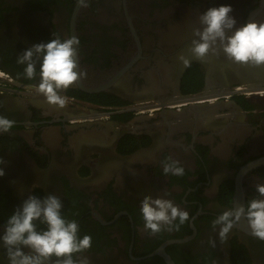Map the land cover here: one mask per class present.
Here are the masks:
<instances>
[{
	"label": "flooded vegetation",
	"instance_id": "1",
	"mask_svg": "<svg viewBox=\"0 0 264 264\" xmlns=\"http://www.w3.org/2000/svg\"><path fill=\"white\" fill-rule=\"evenodd\" d=\"M222 5L237 28L264 23V0H0V116L15 121L0 134V235L29 196L51 194L92 237L75 257L90 264H264L246 219L224 243L212 227L264 184V67L189 52L199 16ZM54 35L80 40L84 75L61 93L63 109L36 90L40 62L35 79L17 62ZM168 157L183 176L163 174ZM145 195L171 199L189 221L150 234Z\"/></svg>",
	"mask_w": 264,
	"mask_h": 264
},
{
	"label": "clouds",
	"instance_id": "2",
	"mask_svg": "<svg viewBox=\"0 0 264 264\" xmlns=\"http://www.w3.org/2000/svg\"><path fill=\"white\" fill-rule=\"evenodd\" d=\"M231 6L212 7L199 16V27L193 31L189 52L191 58L204 60L209 54L221 51L234 63L252 67H264V23L248 22L237 28L236 19L230 15ZM80 40L76 36L66 39L55 37L47 43L31 46L18 56L17 62L26 65L24 76L35 79L37 63L40 82L38 94L56 108L63 109L67 97L61 95L75 86L84 73L78 63ZM191 58L179 57L185 67L191 66ZM15 121L0 116V134L8 133ZM5 161L0 157V165ZM163 164V174L183 176L185 169L178 160L168 157ZM5 175L0 167V177ZM258 196L246 205L224 211L212 222L219 226V239L226 242L229 232L246 219L254 237L264 241V184L255 185ZM167 195V194H166ZM140 211L144 229L152 235L162 231L179 230L190 219L188 211L181 209L171 199L145 195ZM76 220L63 215V204L57 195L43 199L29 196L3 225L0 246L6 249L9 264H90L87 257L75 258L92 247V237L79 235ZM215 247V241L212 242ZM27 250V251H25Z\"/></svg>",
	"mask_w": 264,
	"mask_h": 264
},
{
	"label": "water",
	"instance_id": "3",
	"mask_svg": "<svg viewBox=\"0 0 264 264\" xmlns=\"http://www.w3.org/2000/svg\"><path fill=\"white\" fill-rule=\"evenodd\" d=\"M200 101L203 100V97H191L189 99H187L188 102H196V101Z\"/></svg>",
	"mask_w": 264,
	"mask_h": 264
}]
</instances>
